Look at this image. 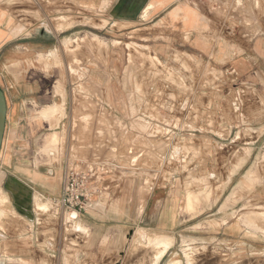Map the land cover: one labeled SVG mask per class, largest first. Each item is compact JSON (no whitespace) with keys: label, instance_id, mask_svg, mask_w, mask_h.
<instances>
[{"label":"rangeland","instance_id":"1","mask_svg":"<svg viewBox=\"0 0 264 264\" xmlns=\"http://www.w3.org/2000/svg\"><path fill=\"white\" fill-rule=\"evenodd\" d=\"M30 1L19 0L23 27L31 25L32 16L35 27L67 31L50 54L54 59L48 62L38 53L30 73L51 69L57 93L69 100L64 113L51 120L40 112L47 104H26L27 116L19 122L25 130L12 135L7 148L13 158L8 170L42 178L38 190L49 186L57 198L71 168L88 175L96 191L93 207L72 222H66L72 210L56 215L50 199V211L40 214L44 220L36 227L39 241L54 239L66 257H48L42 250L38 263L92 264L80 262V245L92 235L90 224L99 222L101 264H142L146 257L153 264L164 246L142 238L144 232L172 238L164 264H264V244L250 238L235 236L244 247L231 257L211 248L214 238L222 240V225L230 226L232 237L240 223L264 233V92L232 83L223 65L197 60L185 48L173 49L159 62L158 52L140 41L146 37L141 31L123 38L118 54L112 52L114 38L89 28L107 21L81 8V0H37L33 13L26 7ZM216 1L222 17L233 16L232 24L241 16L254 27L260 23L264 0H232L230 9L229 0ZM81 29L83 39L70 36ZM55 133L50 151L58 144L59 150H43ZM189 194L196 200L191 208ZM123 222L131 223L128 230L117 231ZM81 225L84 231L76 229ZM114 244L121 247L118 257L111 251Z\"/></svg>","mask_w":264,"mask_h":264},{"label":"crops","instance_id":"2","mask_svg":"<svg viewBox=\"0 0 264 264\" xmlns=\"http://www.w3.org/2000/svg\"><path fill=\"white\" fill-rule=\"evenodd\" d=\"M81 2V8L93 9L100 17L98 20L101 23L102 20L107 21L108 24L101 27L89 28L97 30L96 33L101 37L114 38L110 48L116 54L121 49L123 38H129V34L141 31L146 37L141 38L140 41L158 52L157 57L154 56L156 59L162 57L163 60H167L173 49L185 48V51L197 60L223 65L232 83L239 82L264 92V25L262 23L264 10L260 14V23L255 24L257 30L252 24L245 23L242 16L236 20V24H232L233 16L229 19L222 17L219 11L221 3L216 0H81ZM227 2L230 9L232 0ZM23 6L24 4L19 0H0V87L5 91L8 105L5 138L0 157V264H28V262L39 264L38 257L42 250L46 252L42 254L48 257L53 258L57 255L66 257L63 250L55 249L54 239L39 241V233L36 229L44 220L40 214L50 211V199L57 207L56 215H62L63 211L54 201V193L49 186L44 185H41V191L38 190L37 186L43 181L42 178H28L22 174L10 173L8 170L13 163V158L7 156V148L12 135L25 130V126L19 122L27 116L26 104L29 102L47 104L41 108V111L50 107L55 110V113L51 116L45 113L41 115L45 120H51L58 113H64L65 101L69 100L57 93L56 87L59 83L52 79L51 69L34 75L30 73L33 67L29 65L30 62L36 64L34 57L38 53L42 57L46 56L48 62L51 61V57L54 59L50 54L58 50L56 46L59 42L58 37L67 31L53 33L44 29L42 24L41 27H35L36 19L32 16L30 17L31 25L23 27L21 24L23 15H20L24 10ZM38 6L37 0L26 4L31 13L35 12ZM119 25L122 27H118ZM84 32L86 33V30L81 29L70 36L77 33L83 39ZM76 39H72V43ZM125 50H129L126 45ZM126 54L128 63L129 53ZM160 58L157 61L161 62ZM114 64L115 62L111 61L108 68L113 70ZM63 85L69 86L70 83H63ZM96 101L102 100L97 98ZM26 130L29 131L31 128L26 127ZM58 150L59 144L56 150L49 152ZM7 204L10 205V209L6 208ZM147 206L148 203L143 207V213L146 212ZM70 217L67 214L66 222H72L75 218L79 219V215ZM98 223L90 224L92 235L83 243L81 242L79 257L84 259L80 262L102 263L100 238L96 234L99 230ZM129 224L131 223H121L117 231L128 230ZM220 228L218 234L222 235V240L216 241L214 238L211 248L213 250L221 248L223 257H231V253L235 255V251L244 247L240 241L234 239L235 236L238 239L250 238L249 241L255 245L264 244V233L256 229L248 230L244 224H239L237 227L239 233L234 234L233 237L230 235V226L222 225ZM76 229L84 231L82 225ZM148 229L152 227L149 226ZM251 233L253 235H250ZM28 234L29 236L24 238ZM158 235L162 234L154 236ZM120 248L118 244L111 246L115 257H118ZM168 252L169 250L157 264H164ZM142 262V264H150L151 258L146 257Z\"/></svg>","mask_w":264,"mask_h":264},{"label":"built area","instance_id":"3","mask_svg":"<svg viewBox=\"0 0 264 264\" xmlns=\"http://www.w3.org/2000/svg\"><path fill=\"white\" fill-rule=\"evenodd\" d=\"M90 178L75 169L65 171L64 186L61 194L54 199L60 210L67 212L76 210L78 214L86 212L93 207L95 189L90 186Z\"/></svg>","mask_w":264,"mask_h":264},{"label":"bare ground","instance_id":"4","mask_svg":"<svg viewBox=\"0 0 264 264\" xmlns=\"http://www.w3.org/2000/svg\"><path fill=\"white\" fill-rule=\"evenodd\" d=\"M103 26V25H102ZM69 43V42H68ZM74 48V47H73ZM55 51V50H54ZM53 55L56 56V53L54 52ZM56 61V60H55ZM41 111V110H40ZM55 110L53 108H50V107H47V108H44L41 113H45V114H50V116L55 113L54 112ZM59 114V113H58ZM57 116V115H56ZM58 137L55 134L51 135L50 139H49V143H51V146L50 147H47V144L45 147H44V150L46 151H50V149H52L54 146H55V143L57 141ZM196 200L194 198V196H192V194H189L188 196V207H193L194 204H195ZM40 204V203H39ZM52 204V203H51ZM41 205V204H40ZM49 205V204H48ZM45 207V206H44ZM71 217L70 218H74V216H78V212L76 210H72L68 213ZM67 217V216H66ZM246 218V216H244ZM76 219V218H75ZM247 219L249 220V222L252 224L253 223V216H248ZM246 219V220H247ZM71 220V219H70ZM76 222V221H75ZM248 222V223H249ZM78 224V222H76ZM249 223V224H250ZM141 237L142 238H146L148 237L150 242L155 244V245H158L159 247L162 248V245L164 246L163 250L160 251V253L158 254V257L153 261V264H157L159 260H161V257H162V254L165 253L164 250H166L168 247L172 246V243H173V240L171 237L169 236H165V235H161V236H149L147 235L145 232L143 234H141ZM29 264V263H28Z\"/></svg>","mask_w":264,"mask_h":264},{"label":"water","instance_id":"5","mask_svg":"<svg viewBox=\"0 0 264 264\" xmlns=\"http://www.w3.org/2000/svg\"><path fill=\"white\" fill-rule=\"evenodd\" d=\"M7 98L5 91L0 87V157L3 148V142L5 138L6 124H7Z\"/></svg>","mask_w":264,"mask_h":264}]
</instances>
